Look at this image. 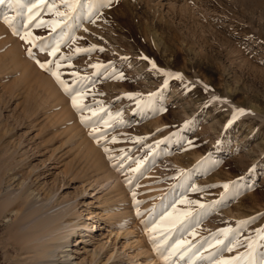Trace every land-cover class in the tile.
Returning a JSON list of instances; mask_svg holds the SVG:
<instances>
[{
    "label": "rangeland",
    "instance_id": "rangeland-1",
    "mask_svg": "<svg viewBox=\"0 0 264 264\" xmlns=\"http://www.w3.org/2000/svg\"><path fill=\"white\" fill-rule=\"evenodd\" d=\"M0 30V143L13 152H0V202L31 186L43 215L76 202L93 221L29 130L49 137L68 119L65 161L93 176L92 193L120 183L117 212L159 263L264 264V0H6ZM3 33L20 42L23 72ZM15 219L0 212V264L19 256Z\"/></svg>",
    "mask_w": 264,
    "mask_h": 264
},
{
    "label": "bare ground",
    "instance_id": "bare-ground-1",
    "mask_svg": "<svg viewBox=\"0 0 264 264\" xmlns=\"http://www.w3.org/2000/svg\"><path fill=\"white\" fill-rule=\"evenodd\" d=\"M3 35L6 38L5 43L7 42L9 46L10 62L16 66L17 70H25L24 68H19V66L25 67V65L21 64L23 62L22 60L26 58L22 53L23 51L20 42L17 38L8 34L5 35L3 33ZM2 42H0V46H3ZM7 69L9 70V67L5 65L3 59H0V76L2 72ZM24 74L21 73V75ZM47 77L48 76H46V78ZM1 79L2 78H0V82H2ZM49 79H45L44 84L49 90L51 89V93H54L52 95H55L58 87L56 88L55 85H53V81ZM45 86L43 85V87ZM5 91L4 93L6 95L9 94L13 98L10 91ZM11 97H9V100H11ZM6 98L7 97L4 94L1 96V100L5 104L7 103ZM41 98L43 99V97ZM35 121L37 120L35 119ZM61 123L63 124L64 129L61 132L56 129L55 132L59 133L54 132L55 134L53 133V135L49 137L48 130H43L42 127L37 126L34 121L30 123L29 130H38V132L33 135V138H35L34 143L38 153L44 157L45 171L59 182L60 187L62 185L68 188L74 187L75 191L81 193V197L86 204L85 206L87 207L86 209L89 214L87 219L93 221L86 222L82 220V213L76 202H71V206L66 210H61L60 208V212L58 210V213L54 214V210L53 212H49L53 213L52 215H43V208L45 207L35 204L36 196L34 195L35 192L31 189V186L29 188L25 185L27 187L22 188L20 186L21 188L18 190L6 191V196H3L4 198H2L0 202V210H8L9 212H14L16 214L15 222L12 225V232L15 240H17L15 242L18 243V245H16L19 247V256L15 258V264H161L153 251L154 249L152 250V246L144 240L139 232L132 228L131 214H129L128 211L127 213L121 214L117 212L118 201L121 200L123 196L120 183L116 182L112 186V190L107 191V193L105 192L106 194L104 193V195L92 193L90 190L93 189V176L91 177L89 172L84 173V171H81L82 169H75L73 165H70V159L69 161H65L66 155L73 150V147L71 146L76 135L73 133V127L70 125L71 123L68 122V119H64ZM37 139H40V141H37ZM60 139H65V141L63 140L64 142H62L64 145L63 147L68 146L67 151L64 153H61L63 152L62 145H57V142ZM6 146V143L4 145L0 143V152L5 150L4 154L9 155L10 157L12 156L13 158V152H11ZM16 152L14 151V154ZM16 154L18 155V153ZM86 155L88 154L86 153ZM12 158H10V160ZM5 161L7 162V160ZM8 165H4L6 171L9 168ZM94 169L97 171L98 175L103 172V170L100 171L101 168L94 167ZM36 172L37 174H40L39 172H41V170L36 169ZM76 179H78V181ZM71 184H75V186H72ZM100 230L101 233L98 234L97 232ZM120 248L122 249L121 252H119ZM250 253H248L250 255L246 254L248 256H241V258L237 259L238 262H242L244 259L251 257L252 252ZM188 256L190 259L193 258V255L188 254ZM246 261H248V259H246Z\"/></svg>",
    "mask_w": 264,
    "mask_h": 264
},
{
    "label": "snow or ice",
    "instance_id": "snow-or-ice-1",
    "mask_svg": "<svg viewBox=\"0 0 264 264\" xmlns=\"http://www.w3.org/2000/svg\"><path fill=\"white\" fill-rule=\"evenodd\" d=\"M6 2V0H0V5H3ZM5 23H10L7 19L4 21ZM75 106V101L73 102Z\"/></svg>",
    "mask_w": 264,
    "mask_h": 264
}]
</instances>
